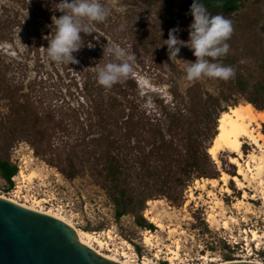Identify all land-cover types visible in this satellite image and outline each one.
Returning a JSON list of instances; mask_svg holds the SVG:
<instances>
[{
    "label": "rangeland",
    "instance_id": "rangeland-1",
    "mask_svg": "<svg viewBox=\"0 0 264 264\" xmlns=\"http://www.w3.org/2000/svg\"><path fill=\"white\" fill-rule=\"evenodd\" d=\"M101 3L109 9V16L104 22H91L92 33H81L84 44L73 53L79 63L67 65L50 61L45 50L55 32V17L62 14L56 9L58 0H0V67L11 64L9 76L22 85V94L43 105L69 103L75 106L89 72L97 73L96 69L113 59L103 55V48L116 43L125 48L132 46L135 61L134 71L129 76L136 83L141 94L138 100L149 115L169 118L171 113L190 108L186 110L194 117L185 118L184 126H190L194 135L201 130L211 136L217 121L202 115L200 101L197 107L192 105V95H199L201 102L208 96L214 98L217 115L233 105L248 103L247 97H253L264 107V95L256 91L258 86H264V0L246 1L237 12L224 15L232 20L234 31L227 41L229 51L219 62L231 65L235 75L228 80L205 76L195 81L185 78L186 67L196 59L187 46L192 22L189 12L179 10L168 0H101ZM121 24L125 25L123 30ZM174 27L179 28L175 35L185 41L177 58L169 57L165 44L169 30ZM242 87L244 89H240ZM5 104L0 99V114L6 112ZM259 131L264 135V124ZM252 149L251 144H243L242 167ZM6 154L17 166V173L12 178L11 189L0 179V196L56 212L80 233L95 232L113 249L109 252L94 244L102 253L125 252L138 263L145 258L148 264H170L165 260L167 249L175 250L178 244L179 259L174 264L264 262V255L260 253L264 251V240L260 239L259 243L243 240L246 236L249 238L250 230L264 234V186L246 181L247 186L238 189L230 178L223 184L219 180L221 173L237 175L236 166L228 162L233 154L227 151H220L215 160L211 159L217 171L214 186L207 178H200L186 188L178 202L165 197L146 202L141 215L152 224V230L136 226L130 215L115 219L112 203L87 173L65 178L53 163L46 162L48 156L35 155L25 141L14 142ZM224 187L229 191L225 193ZM243 191L248 197L253 196L247 198L245 204L239 202ZM212 213L216 214L215 223L208 220ZM229 216L236 219L235 222L230 221ZM150 219L159 221L163 229ZM223 221L228 222L227 229L222 227ZM150 232L154 237L153 246L143 242ZM107 233L113 237L112 241L106 238ZM244 241L247 249L250 247L254 252L257 248L260 254L249 255L243 249Z\"/></svg>",
    "mask_w": 264,
    "mask_h": 264
},
{
    "label": "trees",
    "instance_id": "trees-1",
    "mask_svg": "<svg viewBox=\"0 0 264 264\" xmlns=\"http://www.w3.org/2000/svg\"><path fill=\"white\" fill-rule=\"evenodd\" d=\"M246 1L202 0L210 12L223 15L237 12ZM168 2L188 13L193 0ZM1 65L0 99L6 103V112L0 114V179L7 189L13 186L17 166L6 153L14 142L25 141L35 155L48 156L46 162L53 163L65 178L87 173L112 203L115 219L130 215L136 226L152 230L141 215L146 202L159 197L178 202L194 180L217 177L208 153L216 125L211 136L201 130L194 135L190 126H184L185 118L194 117L186 110L190 108L169 118L149 115L131 76L105 88L98 83L97 73L89 72L75 106H51L22 94V85L9 76L11 64ZM256 91L264 95V86ZM191 100L194 107L200 101L202 115L214 122L224 111L217 115L211 96L201 102L199 95H192ZM246 101L264 110L253 97Z\"/></svg>",
    "mask_w": 264,
    "mask_h": 264
},
{
    "label": "clouds",
    "instance_id": "clouds-1",
    "mask_svg": "<svg viewBox=\"0 0 264 264\" xmlns=\"http://www.w3.org/2000/svg\"><path fill=\"white\" fill-rule=\"evenodd\" d=\"M58 5L56 9L62 14L55 17V32L48 40L46 55L57 64H76L79 61L73 53L84 44L81 33H92L91 22H104L110 12L101 0H58ZM189 14L192 22L189 26L190 44L187 43V46L193 50L196 59L186 67L185 78L195 81L205 76L223 80L233 77L235 69L219 62V58L224 57L230 48L227 41L234 31L232 20L223 14L213 15L202 0H193ZM124 28L125 25L121 24L120 29ZM178 31V27L170 29L165 40L169 57L177 58L180 46L185 44L175 35ZM105 54L113 59L97 69V81L101 86L111 88L134 71L135 53L131 45L125 48L109 43L103 48Z\"/></svg>",
    "mask_w": 264,
    "mask_h": 264
},
{
    "label": "bare ground",
    "instance_id": "bare-ground-1",
    "mask_svg": "<svg viewBox=\"0 0 264 264\" xmlns=\"http://www.w3.org/2000/svg\"><path fill=\"white\" fill-rule=\"evenodd\" d=\"M264 124V110H256L252 107L250 103L246 104H238L233 105L229 107L228 110H224L220 113L218 119H217V132L212 139V144L208 148V153L211 156L212 159H216L217 153L220 151H227L230 154L228 157V162L230 164H233L236 166V173L237 175L228 176L226 173H221L219 180L222 181L223 184H225L230 178L235 186L238 189H244L247 184L246 181L249 183H256L257 186L262 187L264 186V155H262L263 151V144H264V135L262 132L259 131L260 125ZM249 143L252 145L253 149L252 151L247 155V158L243 160L244 166L242 167V147L244 143ZM260 153V155H255V153ZM20 177H23L22 171L19 172ZM197 182V181H196ZM211 186H214L217 182L216 179H208L207 181ZM224 192H228L229 189L224 187ZM263 191V190H261ZM3 199H6L18 206H21L23 208L39 212L42 214L49 215L63 223H65L73 232L75 235L76 240L90 249L92 252L97 254L99 257H102L108 261H111L116 264H148L146 262L147 259L143 258L141 263H138L135 260H131L129 255H127L125 252L119 253L118 251H115V253L112 254H106L102 253L100 250H97L94 247V244L97 245L100 249H105L107 251H112L113 249L108 247L107 242H103L98 234L95 232H79L68 220L60 216L58 213L53 212L51 210H45L42 207H37L35 205H26V204H20L15 200L5 198L4 196H0ZM247 198H253V196L248 197L243 191L241 200L239 202L241 204H245V200ZM264 197H262L263 199ZM153 201H148L147 203H150ZM38 202H34V204H37ZM235 207H238V204L235 205ZM228 219L232 222H235L236 219L229 216ZM208 220L211 223H215L216 221V214H209ZM150 222L155 223V225L159 229H163V225L155 220L150 219ZM228 222L223 221L222 227L227 229ZM244 234L248 233L243 231ZM250 236L249 238L245 237L244 240L250 241V242H256L259 243L260 239L261 242L264 240V234L259 235V233L255 230L249 231ZM106 238L108 240H113V237L107 233ZM153 235L150 232L149 234H146L144 236V243L147 246H153L152 243ZM127 249H130L129 245L126 244ZM178 244L176 245V249H167L165 260L169 261L170 264H174L175 261L179 259L178 254ZM121 256V258H118L117 256ZM156 259H158V254L154 255ZM205 258H203L204 260ZM229 262H248V263H254V264H264V262L260 261H250V260H244V261H229ZM229 262H215L214 264H226Z\"/></svg>",
    "mask_w": 264,
    "mask_h": 264
},
{
    "label": "water",
    "instance_id": "water-1",
    "mask_svg": "<svg viewBox=\"0 0 264 264\" xmlns=\"http://www.w3.org/2000/svg\"><path fill=\"white\" fill-rule=\"evenodd\" d=\"M0 264L116 263L80 244L65 223L0 197Z\"/></svg>",
    "mask_w": 264,
    "mask_h": 264
},
{
    "label": "built area",
    "instance_id": "built-area-1",
    "mask_svg": "<svg viewBox=\"0 0 264 264\" xmlns=\"http://www.w3.org/2000/svg\"><path fill=\"white\" fill-rule=\"evenodd\" d=\"M247 237V236H246ZM243 240H244V238H243ZM244 245H245V247L244 248H246V246H248V244L244 241ZM256 247V246H255ZM255 250V252L257 253L259 250L257 249V248H254ZM246 252H248L249 254H250V251H251V248L250 247H248V249L246 248Z\"/></svg>",
    "mask_w": 264,
    "mask_h": 264
},
{
    "label": "flooded vegetation",
    "instance_id": "flooded-vegetation-1",
    "mask_svg": "<svg viewBox=\"0 0 264 264\" xmlns=\"http://www.w3.org/2000/svg\"><path fill=\"white\" fill-rule=\"evenodd\" d=\"M243 249H244L245 251H247L246 248H243ZM258 253H259V252L256 253L255 251L253 252V251L251 250L249 255H251V256H257ZM260 253H261L262 255H264V251H262V252H260ZM260 253H259V254H260Z\"/></svg>",
    "mask_w": 264,
    "mask_h": 264
}]
</instances>
